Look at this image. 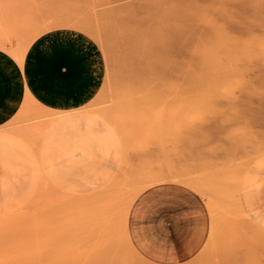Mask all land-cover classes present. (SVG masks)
I'll return each mask as SVG.
<instances>
[{"label":"rangeland","instance_id":"obj_1","mask_svg":"<svg viewBox=\"0 0 264 264\" xmlns=\"http://www.w3.org/2000/svg\"><path fill=\"white\" fill-rule=\"evenodd\" d=\"M135 1L0 0V18L42 25L0 33L5 52L62 27L97 43L104 78L80 111L108 148L39 154L53 116L37 106L0 126V147L21 152L0 155V264H264L249 255L264 237V29L239 37L242 72L225 74L206 65L219 38L200 14L158 25L165 0ZM166 29L186 33L154 41Z\"/></svg>","mask_w":264,"mask_h":264},{"label":"crops","instance_id":"obj_2","mask_svg":"<svg viewBox=\"0 0 264 264\" xmlns=\"http://www.w3.org/2000/svg\"><path fill=\"white\" fill-rule=\"evenodd\" d=\"M12 18H0V33H35L42 26L40 16L34 17L38 24L33 29L15 25ZM9 42L18 47L14 40ZM22 61L19 65L0 49V126L16 115L28 92L50 109H78L96 95L104 78L99 46L87 32L73 28L44 30L29 44Z\"/></svg>","mask_w":264,"mask_h":264},{"label":"bare ground","instance_id":"obj_3","mask_svg":"<svg viewBox=\"0 0 264 264\" xmlns=\"http://www.w3.org/2000/svg\"><path fill=\"white\" fill-rule=\"evenodd\" d=\"M134 1L132 0L133 3L131 2V4H134ZM136 1L138 3V0ZM152 1L153 5H151V7L155 6V0ZM166 1L167 0H165L163 7H152L159 12L157 14L158 16H156V19H159L158 25H161L163 23V20H169V18H173L174 21L177 18H187L188 16L183 15L184 13H188V11H195V16L200 14L206 21L209 27V33L216 36V38H219L218 42L214 43L211 47L206 48V52L211 56L208 59L209 61H207V63L205 61L206 65L212 68L219 67L224 71L225 74L229 73L231 68L238 71V73L242 72V69L239 70L240 66L237 63L238 60L236 59L237 52L239 51L241 46L239 37L243 34L250 37H255L256 35H254V32L257 29L262 32V30L264 29V0H173L174 2L171 0L170 2H173V5L169 3L165 7L167 3ZM138 6L139 5H137V7ZM189 18H191V15L189 16ZM175 28H177V26ZM167 32L168 30H158L157 32H154L155 36L152 35L154 41H156V39L165 41ZM171 33L173 32H168V34ZM184 33H186V31L184 30L177 32V34H175L174 32L173 34H175V40L178 39L179 36L184 35ZM168 42L176 43V41H172L170 39L168 40ZM0 47H2L1 43ZM6 50L11 56L15 58L19 65L23 64V51H17L12 47L7 48ZM219 54H223L226 60L220 61L221 58H219ZM57 66L58 65H56V67ZM221 69L220 71H222ZM76 74L77 72L75 73V75ZM260 80L262 83H264V77H261ZM147 87L149 88V86ZM25 92L28 91L25 90ZM226 92L229 93L228 91ZM29 106L40 107L44 109L50 116H53L38 129L36 149L39 154L55 157L68 155L70 153L71 147L77 141H83L85 140V138L91 140V142L93 143L95 142L99 144V147L102 148V150L108 149L106 139L103 138V136L97 131L96 127L98 125V122L96 117L87 113L86 110H84L85 112H83L80 111L81 108H71L65 110L50 109L39 104L28 92L24 98L21 108L25 109ZM237 106L238 105L233 102L232 110L234 112L236 111L235 107ZM246 110L247 109H242L241 111L246 113ZM236 117L240 118L239 113H237ZM242 132L251 134V131L248 130V127H243ZM18 153L21 152L13 147H9L6 145L0 147V155H15ZM259 192L264 195V178L261 179V182L259 184ZM257 240L258 241L253 243V246H255V248L251 247L249 255H252L253 257L254 253V256L258 255V257L264 258V237H261Z\"/></svg>","mask_w":264,"mask_h":264}]
</instances>
